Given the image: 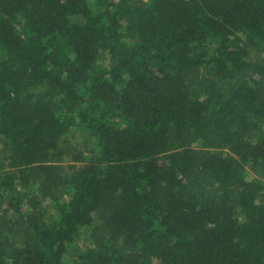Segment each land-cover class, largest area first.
<instances>
[{"label": "trees", "instance_id": "obj_1", "mask_svg": "<svg viewBox=\"0 0 264 264\" xmlns=\"http://www.w3.org/2000/svg\"><path fill=\"white\" fill-rule=\"evenodd\" d=\"M261 54L264 0H0V264L89 228L72 264H264ZM17 185L71 193L46 221Z\"/></svg>", "mask_w": 264, "mask_h": 264}, {"label": "rangeland", "instance_id": "obj_2", "mask_svg": "<svg viewBox=\"0 0 264 264\" xmlns=\"http://www.w3.org/2000/svg\"><path fill=\"white\" fill-rule=\"evenodd\" d=\"M258 57L264 58V55L261 54L258 55ZM99 66L101 69L107 70L109 68L108 59H102ZM92 145L93 142L89 132L79 127L73 128L63 137L60 144V146L66 151V154L63 157L64 163L68 164L72 157L85 159V157L88 155L87 150ZM2 149L3 143L0 140V159ZM244 175L247 177V180H251L253 178V175L248 168L245 169ZM70 193L71 190L69 188L58 189L49 193L45 192V190L40 185H33L29 188H24L17 185L15 190V198H17L20 212L23 214H28L32 210V203L30 201H36V204L41 211L43 220L48 221L54 218L56 215L55 203H61L65 200H68ZM7 215L9 219H14L17 216L12 210L7 211ZM90 232V228L84 229L75 239V241L68 245V252L63 256V264H72L76 253L84 247H89L91 245V240L89 237Z\"/></svg>", "mask_w": 264, "mask_h": 264}]
</instances>
